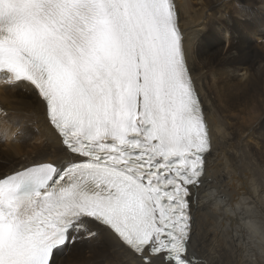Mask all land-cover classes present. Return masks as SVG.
<instances>
[{
	"label": "snow or ice",
	"instance_id": "1",
	"mask_svg": "<svg viewBox=\"0 0 264 264\" xmlns=\"http://www.w3.org/2000/svg\"><path fill=\"white\" fill-rule=\"evenodd\" d=\"M0 79L36 93L65 152L0 177V264L100 231L138 264H203L191 196L212 143L174 0H0Z\"/></svg>",
	"mask_w": 264,
	"mask_h": 264
},
{
	"label": "bare ground",
	"instance_id": "2",
	"mask_svg": "<svg viewBox=\"0 0 264 264\" xmlns=\"http://www.w3.org/2000/svg\"><path fill=\"white\" fill-rule=\"evenodd\" d=\"M174 3L212 143L202 183L192 189L190 250L203 264H264V0ZM0 109L8 113L6 122L0 118V177L65 158L30 87L0 79ZM56 258L57 264H138L103 231L81 234L55 251L52 264Z\"/></svg>",
	"mask_w": 264,
	"mask_h": 264
},
{
	"label": "rangeland",
	"instance_id": "3",
	"mask_svg": "<svg viewBox=\"0 0 264 264\" xmlns=\"http://www.w3.org/2000/svg\"><path fill=\"white\" fill-rule=\"evenodd\" d=\"M19 134H20V130H19L18 127H17V129L13 131V137H17V136H19ZM221 199H222V197H221ZM71 246H72V245H71ZM57 260H58V258H56V259L54 260V264H57V263H56ZM61 261H63V260H60V262H61ZM63 264H64V263H63Z\"/></svg>",
	"mask_w": 264,
	"mask_h": 264
}]
</instances>
